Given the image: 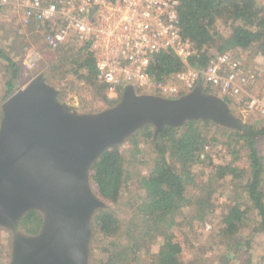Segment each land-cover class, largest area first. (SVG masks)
Returning <instances> with one entry per match:
<instances>
[{
	"label": "trees",
	"instance_id": "1",
	"mask_svg": "<svg viewBox=\"0 0 264 264\" xmlns=\"http://www.w3.org/2000/svg\"><path fill=\"white\" fill-rule=\"evenodd\" d=\"M180 1L181 32L197 51L189 59L191 65L206 68L213 56L229 50L256 48L258 53L264 54V6L259 0ZM220 23L224 24L226 32L220 29ZM56 50V59L51 60L48 71L44 72L48 82L50 78L63 80L73 72L87 81L107 108L120 101L123 92L115 100L108 98L106 84L98 78L87 44L79 48L62 45ZM235 57L240 56L237 53ZM0 60L8 74L6 100L16 92L15 82L23 85L35 75L22 78V63L7 53L1 42ZM184 67L177 56L163 53L155 58L149 73L156 81L164 82ZM59 90L60 98L65 99L64 89ZM205 90L214 92L209 85ZM224 98L230 105L234 104L232 97L225 95ZM1 118L2 107L0 121ZM261 136H264V126L257 123H246L242 129L233 130L210 120H193L181 127L167 126L157 135L154 126L148 125L123 144L106 150L90 172L95 193L106 203L93 217L90 264H209L202 258L186 262L181 259L183 246L173 227L179 223L178 216L186 206L193 210L191 219H204L212 208L215 183L226 177H231L236 195L220 228L223 237L228 238L226 253L249 251L256 236L264 233V152L258 145ZM142 141L150 146V153L154 155L148 164V173H142L138 167L139 162L143 163L139 160ZM219 143L229 150L230 161L217 164L209 155L202 158L208 145ZM203 162L211 166L212 171L207 181L196 186L193 168ZM191 189L192 195L189 194ZM202 191L206 194L201 195ZM251 212L258 217L255 222H250ZM42 224V215L34 210L23 217L20 226L23 231L35 234ZM244 227L251 229L248 236L242 238ZM104 241L98 255L96 250ZM253 261L243 258L240 264H264V253L255 263Z\"/></svg>",
	"mask_w": 264,
	"mask_h": 264
},
{
	"label": "water",
	"instance_id": "2",
	"mask_svg": "<svg viewBox=\"0 0 264 264\" xmlns=\"http://www.w3.org/2000/svg\"><path fill=\"white\" fill-rule=\"evenodd\" d=\"M15 86L0 121V227L12 233L9 264H90L93 217L106 207L91 169L144 127L154 126L157 135L193 120L233 130L246 124L202 82L178 97L140 93L129 84L117 104L87 112L61 99L43 73ZM34 210L43 224L30 234L20 223Z\"/></svg>",
	"mask_w": 264,
	"mask_h": 264
},
{
	"label": "built area",
	"instance_id": "3",
	"mask_svg": "<svg viewBox=\"0 0 264 264\" xmlns=\"http://www.w3.org/2000/svg\"><path fill=\"white\" fill-rule=\"evenodd\" d=\"M180 3V0H0L2 6L21 5L25 9L24 22L35 24L50 49L87 44L110 100L117 99L129 84L141 93L174 97L202 82L204 87L209 85L219 94L240 101L246 110L264 115V94L256 96L250 92V78L233 53L213 56L206 68L189 63L197 51L181 32ZM163 53L174 54L185 67L170 79L158 82L149 68ZM40 58L37 50L27 49V68H33Z\"/></svg>",
	"mask_w": 264,
	"mask_h": 264
},
{
	"label": "rangeland",
	"instance_id": "4",
	"mask_svg": "<svg viewBox=\"0 0 264 264\" xmlns=\"http://www.w3.org/2000/svg\"><path fill=\"white\" fill-rule=\"evenodd\" d=\"M264 6V0H259ZM25 9L19 5L9 4L1 7L0 9V42L3 48L14 59L22 63L23 71L22 78L27 79L32 75L37 76L40 73L47 72L50 66L51 60H55L57 56V50L48 48L44 41L43 35L39 32L35 24H26L24 22ZM220 29L226 32V28L223 23L219 24ZM67 47V46H66ZM78 47V46H76ZM33 48L40 53L41 58L33 68H27L25 64L27 49ZM79 48V47H78ZM231 53L239 54V59L243 64L245 72L250 78V92L256 96L264 94V54L258 53L256 48L251 50H229ZM7 69L3 61L0 60V107L5 102L6 91V79ZM45 75V74H44ZM34 76V77H35ZM33 77V78H34ZM32 78V79H33ZM31 79V80H32ZM20 85L24 87L27 83ZM49 83L55 85L57 88H63L66 93V100L77 104L81 111H93L103 110L107 108L106 102L101 99L99 95L91 88L86 80L79 78L73 72H69L63 80L57 78H50ZM140 92V89H138ZM215 90L213 93L219 94L220 92ZM141 93V92H140ZM236 115L241 117L245 123H257L258 126H264V115L254 113L246 110L243 103L234 99V104L231 105ZM259 148L264 152V136H261L258 140ZM143 149L139 160L143 163L138 164L142 173H148V164L154 156L151 154L150 146L144 141L141 143ZM204 159L207 155L211 156L214 163H224L232 159L229 150L222 144L207 146L206 151L203 153ZM208 161V160H206ZM212 171L211 166H207L206 162L197 163L193 168V172L196 179V186L202 181H207ZM246 180L243 179V181ZM231 177L219 179L215 183V191L211 198L212 208L208 210L204 219H191L193 215L192 208L184 207L181 214L178 216V223L173 227V231L176 234L177 239L182 243L183 251L181 259L183 261H191L194 259L202 258L209 264H240L243 258L253 259L254 263L260 259L264 253V233L259 234L253 241L252 248L249 251H239L227 255L228 238L223 237L221 234L222 219L228 210V206L235 200V192L233 191ZM193 186L196 188V186ZM133 188V187H132ZM240 189V188H239ZM193 189L189 194L192 195ZM194 194H197L195 192ZM206 192H201V195ZM250 222H255L258 217L250 213ZM251 227H244L242 229V238L248 236ZM11 240L12 233L7 229L0 228V264H9L10 252H11ZM232 243L233 240H230ZM106 241L102 242L98 251H101V247L104 246ZM157 250V247L153 249ZM100 254V253H99ZM98 254V255H99ZM147 258V255L143 256Z\"/></svg>",
	"mask_w": 264,
	"mask_h": 264
}]
</instances>
